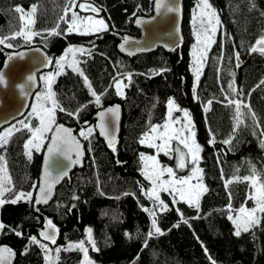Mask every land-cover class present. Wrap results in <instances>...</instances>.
Segmentation results:
<instances>
[{
  "label": "trees",
  "instance_id": "obj_1",
  "mask_svg": "<svg viewBox=\"0 0 264 264\" xmlns=\"http://www.w3.org/2000/svg\"><path fill=\"white\" fill-rule=\"evenodd\" d=\"M153 1L91 0L101 10L100 17L108 25V31L94 35L67 34V25L61 22L62 34L47 36L48 30L56 26L63 14L67 0H0V37L8 36L23 26L21 14L15 11L16 6L28 12L37 5L31 32L39 33L38 37H32L28 43L17 37L10 41L14 48L0 45V70L7 57L19 50L39 47L49 56L52 63L39 75V88L34 98L43 89L42 75L56 73L55 61L69 47H82L91 53L78 54L77 67L88 77L97 93L107 90L102 96V107L89 103L93 98L84 86L83 77L72 69H66L52 83L56 99L69 111L83 104L88 106L80 112L79 120L57 110V124L71 127L78 135L82 127L94 128L93 116L100 109L116 103L123 109L116 151L107 149L96 131L91 143L78 136L85 145L84 167L76 169L64 181L48 206L35 207L21 201L0 207V222L23 233V237H18L8 228L0 233V246H9L16 252L15 264H46L44 252L36 245H29L24 254L28 237L39 239L46 219H51L59 230L56 243L49 244L51 258L56 260V264H81L82 252L63 249L70 243L87 242L88 228L92 229V238L99 249L93 251L86 243L93 264H212V261L215 264H264V219L259 227L242 232L239 237L234 235L233 223L228 219L227 206L231 203L232 209L238 210L245 204L251 191L249 183L233 182L225 187L226 180L248 176L253 168L264 179V147H261L264 140V135H261L264 132V85L257 87L264 80V55L249 51L264 35V0H209L218 14L220 26H217L215 43L207 54L198 84L193 75L194 26L191 28L198 0L184 1L185 43L174 52L166 53L159 49L134 58L118 52V37L140 36L133 26L134 19L149 17ZM236 52L240 55L239 67H236ZM118 73L132 74L130 84L124 81L128 86L123 89V98L117 96L111 87L113 77ZM232 73L240 95H229L251 106L260 127H256L248 110L242 108L244 123L239 126L232 143L226 146L222 141L233 134L235 124V106L227 105L224 100L228 84L233 79ZM169 98H174L179 107L191 115L195 139L203 148L199 166L204 170L203 183L208 191L201 196L199 213L185 203L177 205L188 220L187 224L173 227L180 220L174 208L158 213V226L164 235L147 239L151 218L142 206L151 207V202L141 194L140 188L141 185L145 188L150 185L141 175L140 153L152 155L154 150L142 146L139 140L150 125L164 124ZM209 100L213 103L205 111ZM28 113L21 120H25ZM181 113L174 110L173 116ZM36 124L37 120L32 119V126ZM13 125L17 127L19 123ZM30 135L31 132L23 128L14 132L0 147V156L3 157L0 165L6 161L7 173L16 190L32 191L34 197L36 189L33 185H38L46 143L39 152L33 148L29 160L24 146ZM211 135L215 136L214 146L209 144ZM159 161L173 166L175 159L160 154ZM10 195L6 194V197ZM73 196L78 199L74 200ZM161 198L172 208L166 193H162ZM249 202L247 200V206ZM197 216L200 218L194 219ZM146 240L147 247H144ZM57 248L62 249L58 257L55 253Z\"/></svg>",
  "mask_w": 264,
  "mask_h": 264
},
{
  "label": "snow or ice",
  "instance_id": "obj_2",
  "mask_svg": "<svg viewBox=\"0 0 264 264\" xmlns=\"http://www.w3.org/2000/svg\"><path fill=\"white\" fill-rule=\"evenodd\" d=\"M77 8L79 9V12L76 11ZM155 8L158 13L162 8L169 13L179 11L178 8L169 4L167 0H156ZM15 11L21 14L20 20L24 22V26L8 36L0 37V45L7 48L15 47V45L10 41L16 39L17 37L22 36L25 42L28 43L30 42L31 36L39 34L31 32L30 28L27 32L25 31L27 25L34 24L33 17L37 11V5H33L31 10L27 13H25V10L21 6H16ZM100 11L101 10L99 8L91 3V0H67V4L63 9V14L59 17L56 26L48 30V35H61V22L67 25L65 30L67 34L75 32L79 35H94L100 31H108V25L105 23L104 19H97L92 15L81 16L79 14L80 12H89L99 16ZM26 17L27 20H25ZM205 17H207V23L210 26V30L209 28L197 30L194 27L195 44L193 45V75L197 84L199 83L203 68L205 67L210 47L215 43L214 36L216 35L217 26H220L218 14L209 3V0H198L197 12L194 14L193 18L194 26L197 22V18L200 19L201 25H203L205 23ZM137 23L139 24L141 21H137ZM129 43V39L125 37L123 43L119 45L120 50L122 52L126 51V45ZM249 51L250 53L260 52L264 55V35H261L255 41ZM68 53L73 54V60L69 66H71L74 71L83 77L84 86L87 88L88 94L93 98L89 101V103H94L98 108L102 107V96L106 94L107 90L104 93H97L88 77L84 75L79 67H77L79 62L75 59V53H79L80 55H90V51L82 47H69L66 50L65 55L55 61L58 71L55 74H49L41 77L46 85V92L42 95L44 99L50 103V106L40 105L38 108L34 105L28 113V117H26L25 120L18 121L22 128H26L32 133L31 138L27 140L24 146L26 149L25 154L29 160L32 158L31 150L33 148L39 152L45 143H47V156L44 159V183L39 186L38 195H36L35 198L33 197L32 191L24 192L22 190H16L15 186L12 184L10 175L7 173L6 161H4V163L0 165V173L3 174L0 176V207H2L5 203L17 204L21 201L33 204V206L47 204L51 197L52 187L54 184L67 175V170L64 169L59 171L57 175H52L50 171L52 158L57 155L63 156L64 159L68 160L72 165L79 164L81 162L83 149L80 139L73 135L72 129L56 123V112L59 110L60 112H64L68 116L79 120L80 112L87 108L88 105L83 104L76 110L69 111L60 104V102L56 99V93L52 91V83L54 82L55 77L63 71L64 61L67 59ZM127 54L134 55L135 53L133 51H127ZM19 56L20 58H23V53H20ZM8 59L11 60L12 57L9 56ZM235 59L237 62L236 67H239V52L235 53ZM46 63L50 65L52 61L46 58ZM160 71H166V69H161ZM231 75L233 79L228 84V92L225 93L224 100L227 102V105L235 106V124L233 127V134L230 135L229 138L222 141V143L226 146L232 143L239 126L244 123L245 113L242 112V108L248 110V114L253 119L256 127H260V124L256 119V114L252 111L251 106L243 100L233 98L232 95H229V93H234L236 97L240 95L235 86V74L232 73ZM34 79L35 77L31 75L28 76L29 82H33ZM131 79V73H118L117 76L113 77L111 87H114L117 96H120L121 98L124 97L125 93L123 89L128 86L124 83V81L127 80L130 84ZM6 83L7 81L5 80L4 74L0 73V85H6ZM261 85H264V80L260 81V84H258L257 87H260ZM23 91L24 88L21 86V92L23 93ZM193 91L195 93V88ZM40 98L41 97L38 96L37 100H40ZM194 99H198V97L194 96ZM212 103V100L207 101L205 111H208ZM167 108V118L164 124L150 125L149 130L143 133L139 140V143L142 146L155 149V155L140 153V161L142 163L141 175L149 182L150 185L147 188L141 185L140 188L141 194L151 202V207L142 206V210L148 213L151 218V230L147 234V239H151L153 236L164 235V232L158 226V213L162 214L164 212L171 211L174 208L180 220L177 224L173 225V227H179L180 223L187 224L188 220L184 217L183 212L179 207H177V205L179 203H185L188 207L195 208L197 213H199L201 196L203 193L208 191L207 186L203 183L204 170L199 166L202 160L201 153L203 148L195 139L196 131L195 125L191 120V115L187 110L181 109L174 98L168 99ZM174 110L183 112V117L184 120H186V123H182L180 119L173 118ZM107 115H110L113 120L118 121L120 115L119 106L110 107L105 111L99 112V124L96 125V128L99 129L100 135L105 138L108 146L113 152H115L116 137L110 131V123L105 120ZM33 118L38 120V125L35 127L32 126ZM174 125H180V127L177 128L174 127ZM19 130L20 128L13 125L3 134H0V147H3L4 144L7 143V139L14 134V132ZM94 133L95 129L92 126L82 127L79 131V137L84 140H88L89 143H91V138ZM261 135H264V132H261ZM173 142H175V144H173ZM215 143V136L211 135L209 144L214 146ZM261 147H264V140L261 141ZM73 153L75 154V159L72 158L71 154ZM161 153L169 159H175V167L161 164L158 159ZM0 161H3L2 156H0ZM147 162L151 163L149 164ZM189 165H191L190 169ZM185 169H189L190 174L185 177H179L177 172L184 171ZM193 179L197 181L195 184L191 183ZM233 182H248L249 187L252 190L246 197L245 204H243L238 210H233L231 203L227 206L230 213L228 219L232 221L235 229L234 235L239 237L242 231L248 232L253 228L259 227L261 220L264 219V179H261L260 174H258L255 168H253L252 173L248 176H237L230 180H226L225 187L227 188L228 185ZM33 189H37V186L33 185ZM6 193H11V195L6 197ZM161 193H167L171 197L172 208H170L169 204L161 198ZM130 194L131 193H125V195ZM229 198L231 199L230 193ZM73 199H78V197L73 196ZM247 200H251L254 206L251 208L247 207ZM73 207H75V205H73ZM234 211L235 214H231ZM198 218L200 217H194V219ZM6 228L12 231L16 236L23 237V233L21 231L0 222V233H2ZM58 231L59 230L53 221L51 219H46L43 228L39 233L40 238L38 239L36 236L28 237V245L25 246L24 254L27 253L29 245H36L44 252L46 264H56V260L50 257L52 250L49 248V244L56 243ZM86 231L87 242L82 240L74 244L70 243L67 248L63 250L77 249L83 253L82 264H93V261L89 258V248L86 246V243L91 245L93 251H99V249L96 247V242L92 238V229L88 228ZM44 241H47L48 243H44ZM144 247H147V240L145 241ZM61 250L62 249L60 248L55 249L57 257ZM205 252L207 253L206 248ZM5 253H7V256L4 255ZM14 255L15 253L12 249L0 247V264H10V258ZM209 259L211 258L209 257ZM212 264H215V261H212Z\"/></svg>",
  "mask_w": 264,
  "mask_h": 264
},
{
  "label": "water",
  "instance_id": "obj_3",
  "mask_svg": "<svg viewBox=\"0 0 264 264\" xmlns=\"http://www.w3.org/2000/svg\"><path fill=\"white\" fill-rule=\"evenodd\" d=\"M185 0H167L169 4L173 7L178 8V12H166L163 8L158 13L155 8L156 0L153 1L152 5V14L149 17H137L134 19L133 26L139 31L140 36L137 38L130 36L118 37L119 44L117 46L118 52L129 58H134L140 55H148L155 53L159 49L165 51L166 53H172L177 50L179 47L184 45L185 37H184V23H185V8H184ZM79 10V9H78ZM84 15H94V13L89 12H80ZM101 16V11L99 12V16ZM137 21H141V23H137ZM127 37L130 41L128 45H126V51H121L119 45L123 43L124 38ZM127 51H133L134 55H128ZM23 53V58H20L19 54ZM12 57L11 60H5L3 67L0 70V73H3L5 76V80L7 81L6 85H0V132L13 124L14 122L22 119L31 107V103L35 93L39 88V75L43 72L47 71L49 65L46 63V58L50 59L46 52L39 48L34 47L30 49H23L16 51L10 55ZM31 75L35 77L33 82L28 81V76ZM21 86H23L24 91L21 92ZM119 106L120 115L119 120L115 121L112 119L110 115L105 117V120L110 123V131L116 137V145H119L120 134H121V126L123 120V109L120 104H113L107 106L106 108L100 109L94 116V129L98 134V137L103 141L104 145L107 149H111L108 146L107 141L103 136L100 135L99 129L96 128V125L99 124L98 113L101 111H105L110 107ZM63 125V124H62ZM67 128L72 129L64 125ZM73 135H78L75 133L74 129ZM50 135V134H49ZM82 149H83V157L79 164L72 165L63 156H54L52 158L50 171L53 176L57 175L59 171L62 169L67 170V175L60 179L57 183L52 187V194L47 204L36 205L35 207H45L48 206L55 194L57 189L64 183L66 179L76 170L82 169L84 167L85 162V145L83 141L80 139ZM47 143L45 145L42 161L40 166V173L38 177V185L37 189L34 193V198L38 195V188L44 183V159L47 156ZM72 158L75 159V154H71ZM58 235V234H57ZM47 242V241H46ZM0 247H7L6 245H1ZM11 249V248H10ZM15 255L10 258V264H15L16 260V252L12 250ZM7 256V253L4 254Z\"/></svg>",
  "mask_w": 264,
  "mask_h": 264
},
{
  "label": "rangeland",
  "instance_id": "obj_4",
  "mask_svg": "<svg viewBox=\"0 0 264 264\" xmlns=\"http://www.w3.org/2000/svg\"><path fill=\"white\" fill-rule=\"evenodd\" d=\"M29 12V11H28ZM77 12H79V10H77ZM197 12V7H196V9H195V11H194V13H193V16H192V21H191V28H193V26H194V24H193V18H194V14ZM25 13H27V12H25ZM81 16H88V15H84V14H82V13H79ZM92 16H94V15H92ZM69 17H70V14H69ZM95 18H97V19H100L101 17H97V16H94ZM34 18V17H33ZM25 20H27V17L25 18ZM22 24H23V26H24V22H22ZM213 24H214V20H213ZM32 25L33 24H30V25H27V27L25 28V31L27 32L28 31V29L30 28H32ZM195 29H197V30H203L204 28H209V30H210V26L208 25V23H207V17H205V23L203 24V25H201V22H200V19L199 18H197V22H196V24H195ZM100 32H102V31H100ZM100 32H97V33H100ZM73 33H75V32H73ZM37 35H33V36H31V38L32 37H36ZM47 36H49V35H47ZM22 37V36H21ZM38 37V36H37ZM41 36H39V38H40ZM23 38V37H22ZM43 38V37H42ZM24 39V38H23ZM194 40H195V38H194ZM73 48H75V47H73ZM66 53V52H65ZM65 53L63 54V56L65 55ZM79 53H75V59L77 60V55H78ZM80 55V54H79ZM62 56V57H63ZM192 56H193V54H192ZM60 59V58H59ZM72 60H73V54L72 53H68V56H67V59L64 61V68H63V71L64 70H66V69H72L73 70V68L71 67V66H69L71 63H72ZM56 72L58 71V69H57V67H56V70H55ZM62 71V72H63ZM61 72V73H62ZM53 74V73H52ZM49 75V74H48ZM47 76V75H46ZM42 77H43V75H42ZM42 83H43V89L37 94V96L32 100V103H31V107H30V109H29V111L28 112H30L31 111V108H32V106H37L38 108H39V106L40 105H46V106H50V103L48 102V101H46L45 99H44V97H43V95L42 94H44L45 92H46V85H45V82H44V80H42ZM38 96H40L41 98H40V100H37V97ZM44 100V101H43ZM46 101V102H45ZM44 102L45 103H47V104H44ZM27 112V113H28ZM24 118V117H23ZM22 118V119H23ZM173 118L174 119H180L181 121H182V123H186V120H184V117H183V112L181 113V115L180 116H177V117H174L173 116ZM34 119V118H33ZM21 120V119H20ZM19 121V120H18ZM18 121H16V122H18ZM15 123V122H14ZM13 123V124H14ZM13 124H11V125H13ZM11 125L10 126H8V127H6L7 129H9V128H11ZM38 125V120H37V124H36V126ZM174 127H177V128H179L180 127V125H174ZM17 128H20V129H22V127H21V125L19 124V126H17ZM7 129H5L2 133H0V134H3ZM23 129H26V128H23ZM80 131V130H79ZM31 136H32V133H31V135H30V138H31ZM78 136H79V134H78ZM173 144H175V142H173ZM153 150H154V153L152 154V155H155V149L153 148ZM161 154H163V153H161ZM158 159H159V157H158ZM147 163H151V162H147ZM175 163H176V161L174 162V165L173 166H171V167H175ZM164 165H166V166H170V164L168 163V164H164ZM190 167H191V165H189V169H190ZM189 169H185L184 171H178L177 172V175L179 176V177H185V176H188L189 174H190V171H189ZM3 174L2 173H0V176H2ZM165 178H167V177H165ZM197 181L195 180V179H193L192 181H191V183L192 184H195ZM252 191V190H251ZM6 194H8V193H6ZM162 194V193H161ZM167 194V193H166ZM168 195V194H167ZM169 196V195H168ZM170 197V196H169ZM170 199H171V197H170ZM250 202H249V205L247 206V207H249V208H251V207H253L254 205H253V202L251 201V200H249ZM231 214H235V213H231ZM232 222V221H231ZM242 232H244V231H242ZM241 232V233H242ZM50 257H51V255H50ZM82 261H83V259H82ZM82 261H81V264H82Z\"/></svg>",
  "mask_w": 264,
  "mask_h": 264
}]
</instances>
